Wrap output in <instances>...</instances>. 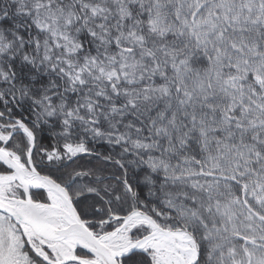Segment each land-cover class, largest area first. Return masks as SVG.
Returning a JSON list of instances; mask_svg holds the SVG:
<instances>
[{
    "label": "snow or ice",
    "instance_id": "1",
    "mask_svg": "<svg viewBox=\"0 0 264 264\" xmlns=\"http://www.w3.org/2000/svg\"><path fill=\"white\" fill-rule=\"evenodd\" d=\"M0 264H264V0H0Z\"/></svg>",
    "mask_w": 264,
    "mask_h": 264
}]
</instances>
